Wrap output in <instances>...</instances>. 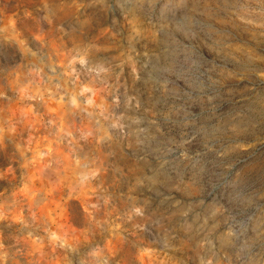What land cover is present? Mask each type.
<instances>
[{"label": "rangeland", "instance_id": "rangeland-1", "mask_svg": "<svg viewBox=\"0 0 264 264\" xmlns=\"http://www.w3.org/2000/svg\"><path fill=\"white\" fill-rule=\"evenodd\" d=\"M0 264H264V0H0Z\"/></svg>", "mask_w": 264, "mask_h": 264}]
</instances>
